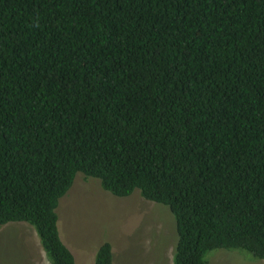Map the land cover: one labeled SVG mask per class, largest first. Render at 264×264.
Segmentation results:
<instances>
[{"label":"trees","instance_id":"16d2710c","mask_svg":"<svg viewBox=\"0 0 264 264\" xmlns=\"http://www.w3.org/2000/svg\"><path fill=\"white\" fill-rule=\"evenodd\" d=\"M79 174L169 208L173 264L264 260V0H0V228L77 264Z\"/></svg>","mask_w":264,"mask_h":264},{"label":"rangeland","instance_id":"374dc122","mask_svg":"<svg viewBox=\"0 0 264 264\" xmlns=\"http://www.w3.org/2000/svg\"><path fill=\"white\" fill-rule=\"evenodd\" d=\"M60 236L77 264H95L104 244L113 264H173L176 222L169 208L143 199L139 191L120 198L99 180L79 174L57 210ZM209 264H264L243 251L215 250ZM0 264H51L37 232L28 224L0 228Z\"/></svg>","mask_w":264,"mask_h":264}]
</instances>
